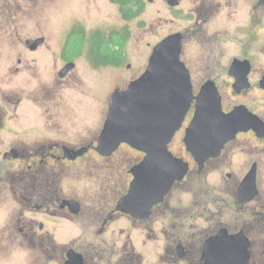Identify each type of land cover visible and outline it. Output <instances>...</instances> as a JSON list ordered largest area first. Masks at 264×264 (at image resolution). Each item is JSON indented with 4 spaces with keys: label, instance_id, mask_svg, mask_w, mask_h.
Segmentation results:
<instances>
[{
    "label": "flooded vegetation",
    "instance_id": "flooded-vegetation-1",
    "mask_svg": "<svg viewBox=\"0 0 264 264\" xmlns=\"http://www.w3.org/2000/svg\"><path fill=\"white\" fill-rule=\"evenodd\" d=\"M163 1L189 15L170 34L182 36L193 96L211 82L221 111L240 112L238 130L197 163L183 142L191 100L166 144L186 172L164 193L143 192L139 203L123 205L147 147L120 141L103 150L99 138L113 93L138 79L149 54L129 67L126 51L101 44L99 29L83 26L78 12L59 18L71 23L66 31L19 39L22 50L0 53V254L7 264H204L206 257L264 264V0ZM39 3L0 0V28L38 24ZM186 35L195 45L188 53ZM220 56L223 64H211ZM120 67L128 69L122 83L102 93L103 69Z\"/></svg>",
    "mask_w": 264,
    "mask_h": 264
},
{
    "label": "water",
    "instance_id": "water-1",
    "mask_svg": "<svg viewBox=\"0 0 264 264\" xmlns=\"http://www.w3.org/2000/svg\"><path fill=\"white\" fill-rule=\"evenodd\" d=\"M170 6L176 0H168ZM182 36L170 34L160 40L149 55L147 67L125 90H115L111 107L99 138L101 149H110L120 141L147 147L149 156L134 169L128 202L142 201L143 192L160 195L186 172L187 165L173 158L166 149L185 116L191 100L196 102L194 116L184 134V145L197 163L218 152L240 126L237 110L221 111V101L211 82L204 84L196 97L191 91L188 69L180 60ZM42 38L35 39L30 49ZM3 111L0 110V127ZM204 264H211L206 257Z\"/></svg>",
    "mask_w": 264,
    "mask_h": 264
},
{
    "label": "rangeland",
    "instance_id": "rangeland-1",
    "mask_svg": "<svg viewBox=\"0 0 264 264\" xmlns=\"http://www.w3.org/2000/svg\"><path fill=\"white\" fill-rule=\"evenodd\" d=\"M40 2L39 9L36 11L38 24H20L19 26H9L0 28V53H8L13 50H22L24 47L21 38L40 35L45 31L67 30L70 22H58L59 18H66V13H80L82 15L81 23L86 28L97 27L99 32L104 35L114 33L121 38L122 43L120 50L126 51L124 63L129 67L136 68L138 64L147 59L152 48L170 32L184 29L188 24L189 15L187 11L182 9L173 10L168 8L163 0H153L149 2L145 0V10L143 13L132 20H122L117 7L107 0H27ZM184 4L186 1L183 2ZM62 4V6H60ZM56 5L50 8L48 6ZM58 5V7H57ZM40 6H46L40 9ZM194 15L190 14V22ZM53 21L44 23L45 21ZM127 30L128 37L123 39V33ZM17 35V39L13 36ZM12 36V37H10ZM19 37V38H18ZM115 39H119L116 37ZM112 41H110L111 43ZM194 45V38L192 40ZM189 36L186 35L183 41V50L189 52L192 47ZM130 52V53H129ZM128 53L130 56L128 57ZM226 56L217 57V62L211 64L221 65L226 60ZM211 59V58H208ZM212 60V59H211ZM210 63V62H209ZM128 74V69L120 67L116 69V73H112L108 69H103L102 93L107 94L117 83H122V78ZM9 256L0 254V264H7Z\"/></svg>",
    "mask_w": 264,
    "mask_h": 264
},
{
    "label": "trees",
    "instance_id": "trees-1",
    "mask_svg": "<svg viewBox=\"0 0 264 264\" xmlns=\"http://www.w3.org/2000/svg\"><path fill=\"white\" fill-rule=\"evenodd\" d=\"M110 2H113L118 6V13H120L121 19L124 20H132L135 19V17H138L142 14V10L144 7L145 2L143 0H110ZM100 42L102 43H110L119 45V48L121 46V42L118 36H116L114 33L109 35H104L102 32H99ZM126 34L123 33L122 36H125ZM119 39V42L117 39Z\"/></svg>",
    "mask_w": 264,
    "mask_h": 264
}]
</instances>
